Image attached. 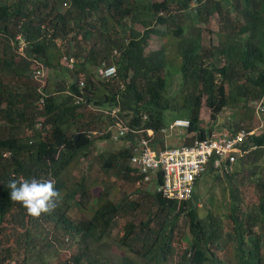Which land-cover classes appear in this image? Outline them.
I'll return each instance as SVG.
<instances>
[{
	"label": "trees",
	"instance_id": "trees-1",
	"mask_svg": "<svg viewBox=\"0 0 264 264\" xmlns=\"http://www.w3.org/2000/svg\"><path fill=\"white\" fill-rule=\"evenodd\" d=\"M151 35L164 40L160 48H148ZM65 57L73 59L72 80L51 84L46 76L39 91L36 62L57 72ZM106 66L115 76L102 77ZM172 67L180 74L179 100L168 94ZM259 102L263 117L264 0H0V264H43L49 247L65 240L74 250L61 264H264V128L247 137L231 173L218 176L206 166L204 174L228 189L226 221L199 217L195 194L181 203L162 196L159 171L147 189L151 181L129 163L132 135L106 132L116 121L151 128L162 146L160 130L186 118L188 128L167 144L192 145L211 135L228 107L238 118L229 133L254 128ZM102 140L121 146L92 156ZM80 159L88 160L87 172L98 164L91 184L86 174L72 176ZM110 177L137 185L135 196L113 200ZM33 178L52 181L60 193L39 216L8 196L11 179ZM243 182L262 188L247 210ZM129 211L142 215L127 220L116 241L130 254L111 261L103 243ZM179 219L188 233L177 228Z\"/></svg>",
	"mask_w": 264,
	"mask_h": 264
},
{
	"label": "built area",
	"instance_id": "built-area-1",
	"mask_svg": "<svg viewBox=\"0 0 264 264\" xmlns=\"http://www.w3.org/2000/svg\"><path fill=\"white\" fill-rule=\"evenodd\" d=\"M63 63L68 69L73 68L71 57H65ZM36 64L39 67L34 71L33 78L40 84L39 91H41L45 84L46 68L38 62ZM115 74L114 66H106L101 72L103 78H110ZM81 100L77 98L74 102L79 103ZM261 104L262 102L257 104L256 113L262 109ZM109 111L110 115L116 116L118 109L113 108ZM188 126L189 121L186 118H176L165 125L160 130L164 138L163 147L155 141V133L151 128L129 127L116 121L108 126L106 132L112 131L113 139L126 134L132 135L136 145L129 163L143 174V181H152L157 171L161 172L162 181L156 184L155 190L162 196L181 203L192 198L195 180L206 172L207 164H210L218 176L231 173L236 159L246 153L243 146L247 137L263 129L264 122L260 121L257 128L240 129L233 134L227 131L225 135H220L212 131L210 136L194 141L192 145L169 147L166 138L174 133H182Z\"/></svg>",
	"mask_w": 264,
	"mask_h": 264
},
{
	"label": "rangeland",
	"instance_id": "rangeland-1",
	"mask_svg": "<svg viewBox=\"0 0 264 264\" xmlns=\"http://www.w3.org/2000/svg\"><path fill=\"white\" fill-rule=\"evenodd\" d=\"M64 6L61 5L59 7V10H63ZM136 28L140 29V26H136ZM211 29L216 31V20L213 19L211 22ZM164 43V40L160 37H157L156 35H151L149 38V44L148 48L150 50L158 49L161 47V45ZM168 44V56L170 59H172L173 63L176 64L179 59L175 58V53L173 52V45L174 41L173 39L167 40ZM62 68H59L57 72H54L52 70L46 69V76L48 77L51 84L53 82H58L61 80H66L67 83H69L72 78L69 73V69L66 68L64 63H62ZM172 72V81L169 83L168 86V94L172 96L173 99L179 100V97H181V88H180V74L175 70L174 67L171 68ZM237 113V111H236ZM170 112H168V115ZM209 110L206 107L202 108L201 116L205 122H208L209 120ZM264 116L262 117L261 114H255L254 117V128L256 125L258 126L260 124V121L264 122ZM237 115H235V110L232 108H225L219 115L216 121V124L213 128V132H218L220 135H225L228 130V124L230 123H236L237 121ZM101 129V128H100ZM177 133H174L172 136L173 138L169 139L167 143L174 142L178 138ZM125 145V143H124ZM120 145V141H97L95 143V147L92 153V156H98L100 154H105L106 152L118 148ZM87 165L88 160L87 159H80L77 163V166L72 171V176L77 178L80 177L83 174L87 175V181L91 184L92 180L96 178V170L98 167V164L96 161H94V167L93 170L90 172H87ZM108 182L113 184L111 187V198L113 200H119L123 195H127L128 198H133L135 196V190L137 185H130L124 182H120L116 180L114 177H110ZM99 186L95 185L92 186V190L94 193H96L99 190ZM154 184L153 181L148 182L147 189L153 190ZM238 190L241 194V197H243L241 209L247 210L248 206L251 204H254L258 201L260 194L262 193V188L250 186L248 182H243L242 184H239ZM194 194L197 198V204H198V215L201 218H206L207 215H211L214 219H221L225 220V215L227 214V208L229 203V192L228 189L226 191L221 190L220 187V181L213 177L210 174H202L200 178L198 179L197 186L195 188ZM90 206H94L93 201L90 202ZM70 212H76L75 210H70ZM88 213V212H86ZM89 214V213H88ZM86 214V215H88ZM141 213L136 215V217L133 216V212H127L124 217H118L115 219L116 225L112 230L110 239H106L103 243L104 249L103 253L109 256V259L111 261L116 260L117 258L124 255H129L130 253L126 252L127 249L124 246H121L117 243L116 238L122 235V226L127 220L134 219L135 222L138 221V219L141 217ZM73 217V216H72ZM182 220L179 219L176 226L177 228H183L185 230V234L188 233L186 227L181 222ZM176 228V229H177ZM179 236L175 235V239H177ZM263 241V247H264V238ZM185 245L183 244L182 247ZM74 250V247L72 245H68V242L65 240V243L62 244H53L51 247H49V250L47 251V256H45V260L43 264H61L64 259H66ZM131 256V255H130ZM175 258V257H174Z\"/></svg>",
	"mask_w": 264,
	"mask_h": 264
},
{
	"label": "clouds",
	"instance_id": "clouds-1",
	"mask_svg": "<svg viewBox=\"0 0 264 264\" xmlns=\"http://www.w3.org/2000/svg\"><path fill=\"white\" fill-rule=\"evenodd\" d=\"M8 196L14 202H19L32 216H39L55 207L60 193L50 180L30 179L17 181L11 179L8 183Z\"/></svg>",
	"mask_w": 264,
	"mask_h": 264
},
{
	"label": "water",
	"instance_id": "water-1",
	"mask_svg": "<svg viewBox=\"0 0 264 264\" xmlns=\"http://www.w3.org/2000/svg\"><path fill=\"white\" fill-rule=\"evenodd\" d=\"M77 139H78V136L75 137V140H77Z\"/></svg>",
	"mask_w": 264,
	"mask_h": 264
},
{
	"label": "crops",
	"instance_id": "crops-1",
	"mask_svg": "<svg viewBox=\"0 0 264 264\" xmlns=\"http://www.w3.org/2000/svg\"><path fill=\"white\" fill-rule=\"evenodd\" d=\"M195 191V190H194Z\"/></svg>",
	"mask_w": 264,
	"mask_h": 264
}]
</instances>
